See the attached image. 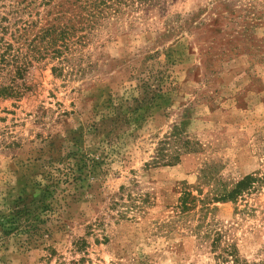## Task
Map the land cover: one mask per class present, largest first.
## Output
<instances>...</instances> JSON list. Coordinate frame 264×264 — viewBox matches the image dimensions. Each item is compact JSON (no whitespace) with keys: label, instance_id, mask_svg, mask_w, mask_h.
<instances>
[{"label":"rangeland","instance_id":"1","mask_svg":"<svg viewBox=\"0 0 264 264\" xmlns=\"http://www.w3.org/2000/svg\"><path fill=\"white\" fill-rule=\"evenodd\" d=\"M52 27L61 53L38 58ZM5 42L29 65L0 64L17 91L0 217L19 199L52 212L32 239L0 234V264H220L215 232L264 264V0H0ZM184 183L205 208L180 211Z\"/></svg>","mask_w":264,"mask_h":264},{"label":"trees","instance_id":"2","mask_svg":"<svg viewBox=\"0 0 264 264\" xmlns=\"http://www.w3.org/2000/svg\"><path fill=\"white\" fill-rule=\"evenodd\" d=\"M67 28L54 29L49 28L42 30L39 35L35 38L40 39V41L46 40L45 46L41 51H37L38 58L42 54L51 53L60 54L59 50H53L52 45L55 44L58 39H64L67 36ZM21 38V35L19 36ZM14 40V38H13ZM16 41V39H15ZM17 42V41H16ZM62 48V44L59 46ZM12 50V45L5 42L3 50L0 52V64L3 66H10L15 76H21L25 71L26 67L29 65V58L21 55L18 51ZM53 50V51H52ZM20 52V51H19ZM17 91L12 86H0V98L5 99L16 95ZM166 156L161 159L163 162ZM257 179L253 175L245 176L242 180L238 181L231 189H224L222 193L216 194L214 201L225 202L230 201L232 203L236 202L237 199L242 197L244 193H248L250 190L255 189V183ZM192 186L184 183V191L181 193L179 209L183 213L189 211L197 203H201L202 207L205 208L206 202L204 199L194 198L191 195L190 189ZM7 215H2L0 217V234L2 236H8L10 234H20L24 233L32 239L36 237L39 233H43V228L41 224L44 225L47 219L45 216L49 214L51 216V205H45L40 201H31L29 203L23 202L19 199ZM45 218V219H44ZM50 217H48L49 219ZM222 241V236L220 233L215 232L211 241L212 251L215 253L218 251V254L215 256L220 264H247L245 261L241 260L238 256V253L233 245L227 243L223 244V247L220 248Z\"/></svg>","mask_w":264,"mask_h":264}]
</instances>
